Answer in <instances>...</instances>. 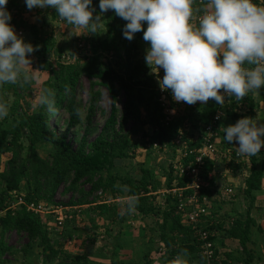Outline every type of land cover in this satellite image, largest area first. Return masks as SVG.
I'll list each match as a JSON object with an SVG mask.
<instances>
[{
  "label": "trees",
  "instance_id": "trees-1",
  "mask_svg": "<svg viewBox=\"0 0 264 264\" xmlns=\"http://www.w3.org/2000/svg\"><path fill=\"white\" fill-rule=\"evenodd\" d=\"M196 1L193 0V3ZM98 4L99 0H93V6L97 9H99ZM201 9L202 5L196 8L198 12ZM12 16L10 23L17 29H27L34 38L35 45L39 46V50L35 51L36 55L47 56L52 51V44H49L45 37L37 36L35 25ZM126 23L116 16L113 10L106 12L103 24L106 38L93 46L94 53L103 50L108 55L113 54L116 65L109 61H99L98 57H91L82 63L56 60L55 64H48L49 77L44 84L53 92L52 110H49L47 105H40L37 111L21 116L11 128L0 130V154L5 148L10 153L5 169L0 173V184L3 188L0 193V264L6 263L2 260V256L11 252L2 241L4 233L12 231L25 234L30 244L38 243L45 261H51L56 255L47 229L39 216L26 211L23 205L15 210L10 209L14 200L10 192L18 193L21 189L20 184H23L24 192L19 196H22L24 203H52L57 190L62 188V192L72 195L70 201L62 206L73 208L95 203L93 201L98 198L96 195L98 192L114 194L115 185L119 182L127 188L125 195L127 198L134 197L139 206L144 205L145 196L150 189L155 190L152 186V172L142 171L139 181L121 179L112 173L116 162L125 159L126 152L133 146L130 133L125 130L126 125L132 122L142 129L149 128V134H144L145 142L149 147L154 142L161 145L167 142V146L174 145L177 138L191 145L189 138L192 136L183 128L184 124L190 123L192 128L199 130L203 125L210 123L218 110V104L210 99L201 108L195 121L190 117L172 116V119L166 123L156 92V79L151 72L152 66L145 63V58H140L136 34L131 41L123 37L122 29ZM114 43L118 45H113ZM119 46L122 48V53L119 52ZM82 76L89 81L92 88L95 85L103 87L111 99L109 115L99 129L93 123L99 93L92 91V88L89 90L87 106L76 95ZM120 96L123 101L121 109H118L116 105ZM224 105V117H228L232 125L244 116L254 118L253 106L248 95L239 100L234 96L226 97ZM240 109L241 112L238 111ZM57 113L59 114L56 117ZM62 113L66 119L65 128L60 132L59 118ZM51 115L56 117L53 126L49 122ZM224 117L219 128L216 129L217 133H220ZM78 129L82 130L80 136ZM23 131L26 133V147L20 142ZM68 134H73L71 140L67 137ZM41 142L49 144L53 150L47 158H41L36 154V146ZM248 165L249 175L244 181L243 193L251 200L252 192L260 188L262 172L255 167V155L248 156ZM167 177L165 190L172 189L171 184L174 180L176 188H182L187 183L184 178L176 179L171 171ZM202 178L203 188L200 197L207 198L209 189L205 172L202 173ZM119 195H121L120 191ZM177 203L176 196L167 193L160 210L156 212L162 220L159 225V239L164 262L180 264L185 256L193 255L198 260V264L205 263L200 257V244L191 228L183 224V215L176 211ZM95 206L101 213L107 214L109 211L106 204L100 203ZM139 206L135 205L139 212H148L139 209ZM251 223L247 212L246 220L233 222L226 235L237 239L244 249L245 242L249 240L248 230ZM205 229L208 232V240L214 243L213 228L205 226ZM239 229L241 230L238 231ZM30 248L31 245H28L24 252L29 251ZM70 260L71 263L77 264L83 259L71 257ZM208 264L228 263L226 257L222 260L218 258L214 246V254Z\"/></svg>",
  "mask_w": 264,
  "mask_h": 264
},
{
  "label": "clouds",
  "instance_id": "clouds-1",
  "mask_svg": "<svg viewBox=\"0 0 264 264\" xmlns=\"http://www.w3.org/2000/svg\"><path fill=\"white\" fill-rule=\"evenodd\" d=\"M7 3L0 0V85L16 83L22 69L31 68V56L39 50L16 33ZM24 3L29 11L54 9L61 20L89 34H95L103 14L113 10L127 22L122 29L124 38L131 41L142 31L149 45L145 63L163 70L157 83L162 91L170 90L177 103L205 104L211 99L223 104L225 97L243 99L264 86V7L253 0H207L196 26L191 23L193 0H99L100 11L95 16L93 0ZM52 96L50 89H44L39 105L52 110ZM8 114V105L0 101V119ZM223 132L224 141H235L240 155L251 157L264 147V122L252 117L238 119ZM135 203L130 197L129 211Z\"/></svg>",
  "mask_w": 264,
  "mask_h": 264
},
{
  "label": "crops",
  "instance_id": "crops-1",
  "mask_svg": "<svg viewBox=\"0 0 264 264\" xmlns=\"http://www.w3.org/2000/svg\"><path fill=\"white\" fill-rule=\"evenodd\" d=\"M9 1L10 0H8L6 7L8 10H12L11 7L13 6L9 3ZM19 1L21 0H11V2H14L20 11H22V9L25 8V3H21ZM256 1L258 6L264 7V0ZM23 6L24 8H22ZM13 12L14 15L12 17L15 19L20 18V16L16 15V10ZM21 16V19L28 22V24H36L35 21L33 22L34 19H32L30 15L23 13ZM14 29L16 33H22V31H24L15 27ZM43 30L46 31V27H43ZM24 34H26L25 37L27 39L28 34L25 32ZM151 72L155 76L157 85V81L163 77V70L159 69L157 71L154 69ZM263 88L264 86L261 87L259 92L254 90L248 94L251 99V105L253 106V119L260 122H264ZM169 103L170 107L173 109V117H190L193 121L196 120L197 116H199L201 108L205 105L201 104L199 101L193 105H188L182 101L177 103L173 100V98L169 101ZM222 124L223 126L219 130L220 133H217L218 149L221 151L223 149L222 145L224 146V149L227 148L226 145H228L230 147L232 146L234 151L236 150V153L239 154L238 149L236 148L238 145L235 141L229 144L223 139L224 127L232 125L231 120L225 116ZM183 128L191 135H193L197 130L192 128L190 123H185ZM144 130H146V132H150V129L147 127H145ZM262 139H264V137H262ZM137 144L140 145V143ZM144 144L147 145L146 148L148 150H152L149 148L147 142H144ZM163 148L164 151H166V147ZM218 154L220 155L219 157L215 155L209 159L204 170L208 178L207 187L209 192L207 200L210 215L206 218V222H203L202 224L207 228H213L214 246L219 259L222 260L226 257L228 264H264V147H262L260 152L255 155V167L257 170L262 172V177L260 188L259 190L252 192L251 200L243 193L245 188L244 181L249 175L248 156L239 154L240 158L238 161L229 167L230 156L222 159V153L219 152ZM176 160H178V157L175 161ZM173 182H175V180L172 181V189L164 191H162L163 189H158L161 188V185L157 186L153 182L152 186L155 187V190L150 189V192L145 196L144 205L139 206L137 202L135 203V205L139 206V209H145L148 211L147 213L139 212L137 208H134L133 211H129V198L125 196L126 194L123 195V197L118 195L110 201H106L105 199L97 201L90 206H75L73 208L63 207L62 205L56 206L65 208L63 211V216L65 217L63 222H65V220H69V224L66 226L68 227L67 231L64 232L62 231V225L64 226V223H61V227L59 228L60 234H58L59 237H56L55 240L57 241L54 243H62L63 240L59 241L61 236V238H66L67 243L65 244L67 246L61 249L64 256L68 255L83 259L77 264H165L163 259V249L159 239V225L162 220L161 216L156 213L160 210L159 205L162 206V201L159 205H157V199L153 196L159 195L160 192H163V196L167 193L173 194L171 191L173 189H178L175 187V183ZM173 195L176 196V194ZM99 198L101 197H98V199ZM121 200H123L124 203H120ZM100 203L108 206L109 211L107 214L101 213L98 208H95V204ZM211 205H213L214 208L217 206V210L215 208L214 211H211ZM81 209H83V211ZM81 212H84L86 220L89 219L88 222L90 226H94V235H92L93 239L90 243H84V239H82L81 242L76 238L75 229H78L79 234L85 233L82 232L85 231L83 229L85 228L83 227L84 223L76 226L77 222H75L78 218L77 214ZM247 212L248 219L251 220L252 223L250 224L248 230L249 240L245 242L243 249L239 245V241L237 239L229 238L226 235V231L233 222H244L246 220ZM56 218L57 216L55 214V221ZM182 222L184 225L186 224L184 220H182ZM42 224L44 223L42 222ZM100 226H102L101 229H99ZM47 229L49 228L47 227ZM240 230L241 229L238 231ZM69 237L72 241L68 240ZM61 249L53 246L54 252ZM26 256L28 264L36 262V259L38 260L37 264H74L71 263L70 260L65 261L63 259L59 262H56L55 260L43 262V259L41 257L37 258L33 252H28ZM247 258L250 260H247ZM197 261L198 260L193 255H190L185 256L180 261V264H198ZM5 262V264L8 263L7 261ZM10 264L16 263L12 261ZM202 264L206 263L202 262Z\"/></svg>",
  "mask_w": 264,
  "mask_h": 264
},
{
  "label": "rangeland",
  "instance_id": "rangeland-1",
  "mask_svg": "<svg viewBox=\"0 0 264 264\" xmlns=\"http://www.w3.org/2000/svg\"><path fill=\"white\" fill-rule=\"evenodd\" d=\"M18 2V1H17ZM21 3H24V0L19 1ZM9 3L12 4L11 7L12 10H9L11 16L14 15V10H16V15L22 17L21 15L27 14L32 17L33 22L35 21L36 28H37V36L45 37L49 44H52V51L44 57L36 55V52H34L31 56L32 63L30 65L31 68L22 69L20 77L18 78L16 83H4L3 85H0V101L5 102L8 105L9 108V114L8 116L2 120L0 119V130L11 128L14 123H16L21 116L29 115L32 112H35L40 107L38 103V97L41 94V92L44 89H47L45 86V81L48 79V64H55L56 60H59L61 62H73V63H82L83 61L91 58V57H98L100 58L99 61L105 62L109 61L111 64H115L113 54L108 55L103 50H98L97 53L93 52V46L96 44V42L103 41L105 36V28H104V16L105 13L102 16V20L100 24L97 27V31L95 34H89L87 29L75 27L73 25L68 24L66 21L61 20L58 15L55 13L54 9L46 8V9H37L34 8L31 11H29L24 6L22 8V11L14 4V2L9 1ZM17 7V8H16ZM16 8V9H15ZM99 9L96 8V12L93 13L95 16L97 13H99ZM22 13V14H21ZM26 18V17H25ZM17 19V18H16ZM28 23V22H27ZM43 27H46V31L43 30ZM27 33V39L26 34ZM23 37V39L26 42H30L33 46H36L34 43V38L32 37L31 33L26 29L22 31V34L19 35ZM136 39L139 44V56L140 58H145L146 49L149 47L148 42H145L142 38V31L136 33ZM110 45V43H108ZM113 45H118L117 43H114ZM111 46V45H110ZM119 52L122 53V48L119 46ZM74 54V55H71ZM152 66V71L155 68L154 65ZM25 76H27V79H25ZM157 86V85H156ZM91 85L89 81L85 77H80L76 95L81 102L87 106L88 104V93L91 89ZM94 92L99 93V101L96 104V114L93 117V123L97 128L99 129L104 124L106 118L109 115L110 112V105H111V99L108 95V92L101 86L95 85L91 89ZM122 97L120 96L118 102H117V108L121 109L122 105ZM84 106V107H85ZM59 113L56 114V117ZM56 117H53L52 115L49 118L50 125H54V119ZM60 126L59 130L62 132L65 128V115L62 113L60 115ZM125 130L130 133V140L133 144L132 148L129 149L126 154V158L122 159L119 162H116L115 168L112 170L113 175L116 177H120L121 179L129 178L133 181H139L142 175V171L147 170L152 172V181L157 185L160 186V189L165 190V185L167 182V175L169 171L172 172V175H174L173 166L175 163V159L179 157V147L176 145H168L166 147V151H164V148L158 149V150H148L146 148L145 137L144 134H148L149 132H146L144 128L142 129L140 126L133 125L132 122H129L126 125ZM78 135L80 136L82 133L81 129H78ZM26 133L23 131L22 137L20 139L21 144L26 147L27 140L25 138ZM70 140L73 137V134H68L67 136ZM137 143H140L138 145ZM142 144V145H141ZM221 144V143H220ZM221 146V145H220ZM227 148L224 149V146L222 145L223 149L220 151L222 154H228L230 157H234V153H236V150L234 151V148L232 146L226 145ZM25 151L23 152V154ZM53 153V150L51 146L47 143L41 142L37 144L36 146V154L41 158H47L49 155ZM10 153L8 152V149L5 148V150L0 154V173L5 169V164L7 159L9 158ZM220 155L217 154V157ZM235 161V160H232ZM235 162H230L229 167H231V164ZM1 181V179H0ZM20 191L18 193L16 192H10L12 195V198L15 199L19 196V194L23 195V184H20ZM2 185L0 184V193L2 192ZM62 188H59L54 196V199L52 203H46L48 206L56 207L63 204H66L70 201L72 198L71 194H65L62 192ZM119 191L121 195H119ZM127 188L120 184L119 182L115 185V192L114 194L108 192L105 194H102L101 198H96L93 202L102 201V200H111L112 198L116 196H122L126 194ZM117 192V193H116ZM163 192H160L159 195H154L153 197L156 200L157 205L163 201L164 196L162 195ZM120 197V198H122ZM120 203H124L123 200L120 201ZM161 206V205H159ZM217 207V206H216ZM215 207V208H216ZM214 206L211 205V211L215 210ZM83 211V209H81ZM217 210V208H216ZM69 213V212H68ZM77 214V213H76ZM55 214H48L44 216H39L41 222H43V226L47 229L48 235L50 236V241L52 247H59L64 248L67 246L65 243H67L66 238H61L59 241H62V243H54L57 240L56 237H59L58 234H60L59 228L61 225H58L57 222L54 220ZM78 218L75 220L77 222L76 226H79L81 223H84L83 228L85 232L83 234L78 233V229H75L76 231V238L79 239L82 242V239H84V243H90L92 241L94 233V226H90L89 219L86 220L84 212L77 214ZM69 218V217H68ZM74 219V218H73ZM69 220H65L64 226L62 225L63 229L62 231H67L66 227L69 223ZM218 223V222H217ZM118 225V224H116ZM218 225V224H217ZM66 227V228H65ZM102 226L99 227L101 229ZM89 229V230H88ZM96 230V229H95ZM104 233V232H103ZM75 234V233H73ZM102 234V232H101ZM103 235V234H102ZM68 240L72 241L70 237ZM3 243L6 247L11 250L10 253H5L2 256V260L5 262L7 261V264H10L12 261H14L16 264H28L27 262V254L28 252H33V254L36 255L37 258L41 257L43 259V262L45 261V258L42 255V248L38 246V243L36 245L30 244L25 234L23 233H17V232H7L4 233ZM38 241V240H37ZM73 243V242H72ZM28 245H31V248L29 251L24 252L26 247ZM12 253V254H11ZM61 250H56V255L52 260H55L56 262L63 260H70L71 256L65 255ZM71 261V260H70ZM27 262V263H26ZM38 260L36 259V262L32 264H37Z\"/></svg>",
  "mask_w": 264,
  "mask_h": 264
},
{
  "label": "built area",
  "instance_id": "built-area-1",
  "mask_svg": "<svg viewBox=\"0 0 264 264\" xmlns=\"http://www.w3.org/2000/svg\"><path fill=\"white\" fill-rule=\"evenodd\" d=\"M253 2L256 3V0H253ZM206 3L207 1L204 0H197L195 3H193V17L191 20L193 25L198 24L200 16L206 9ZM200 5H202V9L198 12L196 8ZM17 34L21 35L22 33L18 32ZM245 66L249 68L254 67L253 65ZM156 92L163 109V114L165 115V122L167 123L172 119L173 116V109L170 107L169 103V101L172 100L171 92L170 90L162 91L158 84L156 86ZM224 107V103L218 104V110L213 115L210 123L208 125H203L201 129L196 130V132L191 135L192 137L189 138L190 144L194 146L188 145L185 141L180 140V138H177L174 142V145L180 149L178 160L175 161L173 166L174 177L176 179L184 178L187 183L184 187L173 189L171 192L176 194L178 202L176 211L183 215L186 225L191 228L197 242L200 244V257L206 264H208L213 257L214 243L208 240V232L206 229H204V227L201 226L202 219L209 215L208 200L204 196L200 197V191L203 188L202 173L206 165V161L220 152L217 145L216 129L219 128L220 122L224 117ZM218 115L220 116L219 119L217 118ZM166 146L167 142H165L163 145L154 142L149 148L158 150L161 149V147ZM227 156L230 155L227 153L221 154L222 159L225 157L227 158ZM233 156L234 157L229 158V163L236 162L239 158L238 153H234ZM233 164L234 163L231 165ZM96 195L101 197L102 193L98 192ZM21 205L25 207L26 211L33 213L34 215L44 216L55 213L57 216L56 222L58 225H61L65 219L63 216V211L65 208H52V206H48L44 202L24 203L21 195L12 201L10 209L15 210Z\"/></svg>",
  "mask_w": 264,
  "mask_h": 264
},
{
  "label": "bare ground",
  "instance_id": "bare-ground-1",
  "mask_svg": "<svg viewBox=\"0 0 264 264\" xmlns=\"http://www.w3.org/2000/svg\"><path fill=\"white\" fill-rule=\"evenodd\" d=\"M236 104L238 105L239 103H236ZM241 111H242V110L240 109L239 112H241ZM239 158H240V155H239ZM239 158H238V159H239ZM238 159H237V161H238ZM208 161H209V159L206 161V164H207ZM235 163H236V162H235ZM205 166H206V165H205ZM204 170H205V167H204ZM204 170H203V172H204ZM228 191H229V190H228ZM209 213H210V212H209ZM209 215H210V214H209ZM209 215H208L207 217H209ZM203 222H206V217H205L204 219H202V223H203ZM202 223H201V226L204 227V229H205V226H203Z\"/></svg>",
  "mask_w": 264,
  "mask_h": 264
}]
</instances>
